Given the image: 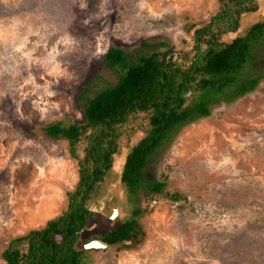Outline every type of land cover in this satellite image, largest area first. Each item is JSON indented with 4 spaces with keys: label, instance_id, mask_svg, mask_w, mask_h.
I'll use <instances>...</instances> for the list:
<instances>
[{
    "label": "rangeland",
    "instance_id": "rangeland-1",
    "mask_svg": "<svg viewBox=\"0 0 264 264\" xmlns=\"http://www.w3.org/2000/svg\"><path fill=\"white\" fill-rule=\"evenodd\" d=\"M256 4L221 41L264 18V0ZM219 8V0H0V264L13 238L68 208L80 179L68 140L29 125L84 121V98L120 78L104 61L110 46L136 55L165 42L176 55L191 53L196 29ZM138 117L124 126L113 169L90 202L98 216L80 233L82 247L131 214L120 174L145 134L147 119ZM146 177L165 186L153 199L140 192L149 207L140 217L145 239L88 249L83 264H264V78L184 126Z\"/></svg>",
    "mask_w": 264,
    "mask_h": 264
},
{
    "label": "trees",
    "instance_id": "trees-1",
    "mask_svg": "<svg viewBox=\"0 0 264 264\" xmlns=\"http://www.w3.org/2000/svg\"><path fill=\"white\" fill-rule=\"evenodd\" d=\"M219 2V11L210 22L196 29L191 53L176 55L165 42L136 55L112 45L104 61L120 78L84 98V121L29 125L33 134L68 140L70 154L79 162L80 179L68 192L70 202L65 211L43 227L11 240L2 253L8 264H83L88 249L79 245L80 233L98 216L90 202L113 169L124 126L140 114L147 119L145 134L131 147L120 174L134 207L118 227L93 239L101 238L119 248L145 239L140 217L149 207L140 203V192L146 189L153 199L165 186L163 181L146 177L153 156L184 126L211 115L213 105L232 102L255 90L264 78V18L231 42L220 40L222 33L238 30L241 16L255 10L256 0ZM151 45L144 42L141 47ZM82 89L85 92L87 86ZM171 197L177 200L181 195Z\"/></svg>",
    "mask_w": 264,
    "mask_h": 264
},
{
    "label": "water",
    "instance_id": "water-1",
    "mask_svg": "<svg viewBox=\"0 0 264 264\" xmlns=\"http://www.w3.org/2000/svg\"><path fill=\"white\" fill-rule=\"evenodd\" d=\"M110 244L101 239V238H95L89 241L88 243L85 244V248L87 249H92V248H101V247H108Z\"/></svg>",
    "mask_w": 264,
    "mask_h": 264
}]
</instances>
